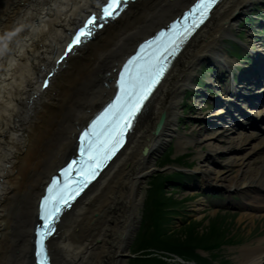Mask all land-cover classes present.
<instances>
[{"label": "bare ground", "instance_id": "bare-ground-1", "mask_svg": "<svg viewBox=\"0 0 264 264\" xmlns=\"http://www.w3.org/2000/svg\"><path fill=\"white\" fill-rule=\"evenodd\" d=\"M103 1L0 0V264H33L37 208L47 180L74 153L78 133L113 93L116 67L139 41L193 0L130 3L59 64L43 89L41 77L57 66L61 54L54 55L56 49ZM256 2L223 0L189 41L140 114L127 144L63 215L48 240L53 264H126L142 222L143 187L159 170L158 155L174 139L177 151L204 143L206 156L236 149L230 165L201 164L204 178L195 187L227 186L242 193L248 200L242 218L253 220L264 211V138H234L226 132L189 138L178 128L180 100L193 84L197 66L205 60L234 65L224 56L225 41ZM228 92L237 95L231 88ZM263 106L255 111L257 117H264ZM222 115L215 111L209 118L220 120ZM263 257L264 243L259 241L242 247L236 263L261 264Z\"/></svg>", "mask_w": 264, "mask_h": 264}, {"label": "rangeland", "instance_id": "rangeland-1", "mask_svg": "<svg viewBox=\"0 0 264 264\" xmlns=\"http://www.w3.org/2000/svg\"><path fill=\"white\" fill-rule=\"evenodd\" d=\"M257 11L259 16L264 15V0H257L250 10L241 17L234 34L225 41V53L228 49L236 48L231 39L236 38L237 35L241 36L244 41H254L256 43L254 47L263 48L260 47L262 41L260 39L262 38L264 41L263 30L259 26L260 22L253 20L252 16ZM209 64H211V60L199 63L193 83ZM210 76V80L215 78L214 73H211ZM190 86H192L191 83L185 88L178 108L179 132L189 138H201L224 131L222 127H217L209 122L212 120L209 116L215 110L205 102V99L213 98L206 94L205 86H202L203 94L197 93L198 97H196L197 94L192 95V91L189 90ZM214 89H216L215 97L222 94L216 85ZM250 134L258 135L259 139L264 138V131L253 129L231 132L230 135L239 138ZM259 139L253 140L252 144L258 142ZM223 145L225 144L223 143ZM207 149L204 143L193 142L185 150L177 151V139H174L171 140L167 148L160 152L158 155L159 170L148 177L143 187L145 199L141 207L142 222L133 239L126 264H139L138 259H154L155 261H150V264H238L236 263L237 255L242 247L255 245L259 241L264 243V211L257 212L253 220L248 217L242 218V215L248 212L246 207L248 200L242 193L233 191L227 186L206 187L205 185V190L201 189L202 191L195 187L197 179L203 180L204 178L198 170L201 164H208L213 168L230 165L236 154L234 152L237 151L236 149L230 150L226 154L219 153L217 157H214L206 156ZM201 151L204 152L205 157H199ZM260 155L261 153L256 157ZM201 160L204 162L200 163ZM177 170H182L186 175L180 179L171 178ZM159 185L160 188L163 187L164 195L167 196L165 197L168 201H166L167 205H163L159 210L163 212L164 219L159 220L160 233L158 234L155 226L156 220H154L156 215L151 212V209L153 202L157 201L159 196H163ZM156 186L158 188H155ZM260 196L257 195V197ZM198 205H201L202 209L197 210ZM216 242L223 243V245L216 246L219 247L216 249L217 251H207L202 247H196L207 248ZM197 252L211 258L201 261L198 259ZM147 253L151 254L147 255ZM261 259V264H263L264 257Z\"/></svg>", "mask_w": 264, "mask_h": 264}, {"label": "snow or ice", "instance_id": "snow-or-ice-1", "mask_svg": "<svg viewBox=\"0 0 264 264\" xmlns=\"http://www.w3.org/2000/svg\"><path fill=\"white\" fill-rule=\"evenodd\" d=\"M123 2L124 0H110L108 6L103 9V15L106 17L119 15ZM216 2L217 0H197L194 8L187 14L193 19V27L197 26L196 13H199L202 22ZM96 19L93 16L87 21L85 28H81L75 36L73 44H79L82 37L87 38L92 35ZM71 48L70 45L68 50L71 51ZM141 60L142 58L137 55L130 58L124 65L118 81L120 94L80 136L81 156L87 158L72 161L68 168L63 170L65 174L73 165L81 164V168L76 171L83 172L86 167L87 175L94 178L98 174L103 160L110 158L111 154L116 151L124 131L131 126L132 118L151 94L166 68V65L161 64L159 59L143 63ZM45 86L47 85L45 84ZM83 186H86V182L81 185L79 190H82ZM79 190L73 189L72 194L66 196L67 186L65 184V187L61 188L58 180H53L52 186L48 188L49 195H46L41 202L43 225L38 232L39 239L37 241L39 245L37 255L44 257L41 264H45L47 259L45 240L55 232V225L60 214L65 207L70 206L68 200L74 199L75 195L79 194Z\"/></svg>", "mask_w": 264, "mask_h": 264}, {"label": "trees", "instance_id": "trees-1", "mask_svg": "<svg viewBox=\"0 0 264 264\" xmlns=\"http://www.w3.org/2000/svg\"><path fill=\"white\" fill-rule=\"evenodd\" d=\"M160 188V187H159ZM160 190H161V193H163V196H159L156 200H157V202H155V204H156V206H157V211L156 212H154V215H156V217H155V219L154 220H156V222H155V226H156V232L159 234L160 233V226H159V220L160 221H162L163 219H164V216L162 215L163 214V212L162 211H159L160 210V208L164 205V206H166L167 205V202L166 201H168V200H166L167 198V196L166 195H164V192H163V189H161L160 188ZM166 196V197H165ZM221 244V242H216L215 244H213V245H210V246H207V247H216V246H218V245H220ZM196 247H202V246H196ZM205 247V246H204ZM195 248V247H194ZM139 261V264H150L149 262L150 261H155L154 259H149V260H145V259H138L137 260V262Z\"/></svg>", "mask_w": 264, "mask_h": 264}, {"label": "water", "instance_id": "water-1", "mask_svg": "<svg viewBox=\"0 0 264 264\" xmlns=\"http://www.w3.org/2000/svg\"><path fill=\"white\" fill-rule=\"evenodd\" d=\"M41 226V224H39ZM39 238H34V246H33V254H34V261L37 262V264H41V260L43 259L42 256H38L37 253L39 251V245L37 243ZM35 264V263H34Z\"/></svg>", "mask_w": 264, "mask_h": 264}]
</instances>
